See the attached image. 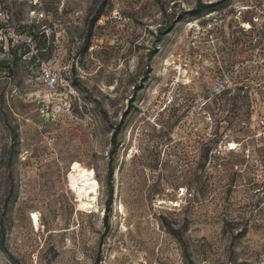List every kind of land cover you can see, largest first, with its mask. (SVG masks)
Masks as SVG:
<instances>
[{"label":"rangeland","instance_id":"obj_1","mask_svg":"<svg viewBox=\"0 0 264 264\" xmlns=\"http://www.w3.org/2000/svg\"><path fill=\"white\" fill-rule=\"evenodd\" d=\"M0 15L18 36L0 72V264H264V0H0Z\"/></svg>","mask_w":264,"mask_h":264},{"label":"built area","instance_id":"obj_2","mask_svg":"<svg viewBox=\"0 0 264 264\" xmlns=\"http://www.w3.org/2000/svg\"><path fill=\"white\" fill-rule=\"evenodd\" d=\"M30 14L32 16L31 18L34 20H41L44 16L43 13H39L37 11H31ZM4 22H7L6 18L0 17V72L3 71V73H6L11 70L9 65L5 64L6 63L5 60L7 59V57H6V53L3 51V49H5V46L8 44L7 42H9L7 39V36L10 37L9 38L10 42L8 44L9 46H10V43L12 44V46L15 45V42L18 40V36L14 28L11 29V31H13L12 33L10 31L11 27H6V28L3 27ZM50 32L51 31L49 29H47L46 27H43L40 31V34L43 36H46V35H49ZM41 77L44 82V87L47 90L54 92L60 88V85H61L60 77H59V74L54 69L50 67H44L41 70ZM44 109L45 108H43V110ZM260 131H261V135L264 136V121L261 124Z\"/></svg>","mask_w":264,"mask_h":264},{"label":"bare ground","instance_id":"obj_3","mask_svg":"<svg viewBox=\"0 0 264 264\" xmlns=\"http://www.w3.org/2000/svg\"><path fill=\"white\" fill-rule=\"evenodd\" d=\"M246 26L248 27V29H250L251 27L250 24ZM44 89L48 92H51L47 90L46 88ZM75 192H76V195L80 197L82 207L87 209L88 212H95L96 210H98L99 206L97 203V197H98V194L100 193H99V188L96 182H89L86 179H81L79 183L76 185ZM169 202L171 203V201ZM121 208L124 211V206H122ZM31 222H32L33 227L36 230H40V228L42 227V226L40 227V213L34 212L33 216L31 217Z\"/></svg>","mask_w":264,"mask_h":264},{"label":"trees","instance_id":"obj_4","mask_svg":"<svg viewBox=\"0 0 264 264\" xmlns=\"http://www.w3.org/2000/svg\"><path fill=\"white\" fill-rule=\"evenodd\" d=\"M203 5L201 4V2L198 3V8H202ZM99 17H95L91 20L90 24L93 27L97 22H98ZM174 22H172L170 24V26H168V29L165 33L160 32V36H163L169 32H171L174 28ZM33 39V38H32ZM61 81V79H60ZM120 134V127L119 125L115 127L114 132L112 133V144H113V149L111 151V155L114 152V150L118 147V142H117V138ZM110 155V156H111ZM112 159L110 160L111 163ZM114 171H115V167L114 165L109 164V173H108V197H107V201L105 204V210H106V214L104 217V225L106 227V230L110 229V217H111V213H112V208H113V201H114V192H115V184H114ZM10 200L9 197L7 198V201ZM6 201V202H7ZM4 234H3V238H4Z\"/></svg>","mask_w":264,"mask_h":264}]
</instances>
